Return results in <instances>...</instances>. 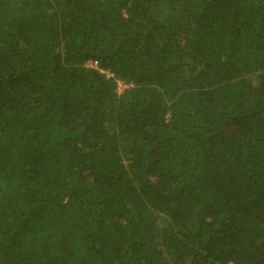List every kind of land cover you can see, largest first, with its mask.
Listing matches in <instances>:
<instances>
[{"label": "trees", "instance_id": "trees-1", "mask_svg": "<svg viewBox=\"0 0 264 264\" xmlns=\"http://www.w3.org/2000/svg\"><path fill=\"white\" fill-rule=\"evenodd\" d=\"M0 264H264V0H0Z\"/></svg>", "mask_w": 264, "mask_h": 264}, {"label": "built area", "instance_id": "built-area-1", "mask_svg": "<svg viewBox=\"0 0 264 264\" xmlns=\"http://www.w3.org/2000/svg\"><path fill=\"white\" fill-rule=\"evenodd\" d=\"M89 66H91L92 68H95V69H97L98 68V64H97V62H91L90 64H89ZM119 86H123L124 87V90L127 88V86L124 84V83H121V82H119L118 83V87Z\"/></svg>", "mask_w": 264, "mask_h": 264}, {"label": "rangeland", "instance_id": "rangeland-1", "mask_svg": "<svg viewBox=\"0 0 264 264\" xmlns=\"http://www.w3.org/2000/svg\"><path fill=\"white\" fill-rule=\"evenodd\" d=\"M123 91H124V87L122 86H119L118 88H117V92L119 93V94H122L123 93Z\"/></svg>", "mask_w": 264, "mask_h": 264}]
</instances>
